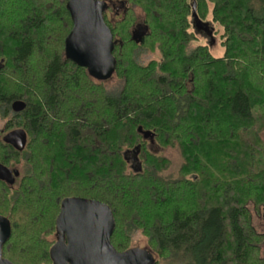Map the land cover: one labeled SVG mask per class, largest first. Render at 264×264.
I'll return each instance as SVG.
<instances>
[{
  "label": "trees",
  "instance_id": "obj_1",
  "mask_svg": "<svg viewBox=\"0 0 264 264\" xmlns=\"http://www.w3.org/2000/svg\"><path fill=\"white\" fill-rule=\"evenodd\" d=\"M26 1L0 0V162L20 171L14 185L0 179V215L12 224L3 256L53 264L61 203L81 196L110 206L119 251L141 229L156 264H264L249 208L264 207V0H117L130 5L117 25L105 14L117 93L67 58L68 0H30L18 13ZM194 2L202 21L222 25L224 56L191 47ZM131 6L145 14L140 43ZM146 44L161 57L143 65ZM15 100L26 107L15 111ZM17 128L23 149L4 140ZM152 139L180 147L178 177L162 174L170 161Z\"/></svg>",
  "mask_w": 264,
  "mask_h": 264
},
{
  "label": "water",
  "instance_id": "obj_2",
  "mask_svg": "<svg viewBox=\"0 0 264 264\" xmlns=\"http://www.w3.org/2000/svg\"><path fill=\"white\" fill-rule=\"evenodd\" d=\"M111 1L68 0L67 8L72 28L65 38V54L68 59L85 67L98 81H107L115 73L117 60L114 55L116 41L107 24L104 13ZM193 17L202 24L193 4ZM145 33L134 32L140 43ZM15 111L26 107L22 100L12 104ZM4 140L23 149L27 133L17 128L6 133ZM20 171L0 162V179L13 184ZM57 241L51 248L53 264H156L154 253L143 248L117 250L111 242L115 229L112 209L105 202L88 197L71 196L63 199L56 220ZM12 235L8 217L0 215V264H15L3 256V247Z\"/></svg>",
  "mask_w": 264,
  "mask_h": 264
},
{
  "label": "rangeland",
  "instance_id": "obj_3",
  "mask_svg": "<svg viewBox=\"0 0 264 264\" xmlns=\"http://www.w3.org/2000/svg\"><path fill=\"white\" fill-rule=\"evenodd\" d=\"M108 1H112V3L117 4V7H119L120 13L123 15L124 7H122V5L119 1H117V0H108ZM16 3H17V1H16ZM30 4L36 5L35 3H32L30 0L26 1V2H22L21 6H23V7H21V11L19 9V6H17V8L19 10L18 13H24L23 8L29 6ZM110 5H111V3H110ZM126 5H127L126 6L127 8H128V6L130 7V5H128V4H126ZM131 7H132L131 8L132 11L135 13L136 21L133 22V24L129 25L128 31H131V34H132L133 33L132 31L138 29V30H136L137 32L142 33V31H144L143 33H145L147 31V27H146L145 22H144L145 14H144L143 10L138 6H134V7L131 6ZM12 9H13V7H10V10H8V11L10 12ZM106 15H107L108 19L113 24L117 22L116 25L122 20V18H121L122 15L116 17L115 12H112L111 8L107 11ZM8 26H9V24H8ZM48 27L51 30V28H50L51 24ZM8 29H10V27H8ZM193 29L196 32L197 38L192 41L191 47H196L199 44H206L209 46L210 51L212 52V54L214 56H216V57L224 56V53H225V46L223 44V41L225 39L223 36L224 29H223L222 25L213 21L212 16L210 14L208 15V17L205 21H202V24H197L194 21ZM145 47H147V44L144 47H142L143 48L142 50H140V51L138 50V53H137L138 62L140 64L145 65L152 59H156V60L160 59L161 55H160V52L158 49L151 50V49H148ZM35 59H37V58H35ZM0 61H1V59H0ZM33 65H35V64H33ZM105 85L111 93H117L121 90V88L123 86V80H122V78L114 75L113 78H111L107 82H105ZM5 121H6L5 119L0 118V128H2L4 126ZM11 130H13V129H11ZM11 130H9V131H11ZM262 137L264 139V130L262 133ZM148 143H149L148 146L157 155L164 156V157L168 158L170 161L169 167L162 174L165 176L178 177L179 176V169L184 162V158H183L180 147L178 145L163 146L159 142L155 143L153 141V139L151 142L149 141ZM259 166L260 167L264 166V158H263V160H261L259 162ZM249 208H250L251 213H252V220H253L254 227L257 229L258 232L264 234V207L260 206L259 208H257L253 203H250ZM129 235H130L129 249H131V248H143V249H147V250L152 252V250H151L152 247L150 246L148 237L143 233V231L141 229H133L132 231H130ZM48 238L50 240H53V239L56 240V235L51 234ZM262 253L264 254V243L262 244ZM154 256L156 257V259L159 260V256L156 253H154ZM160 262H161V264H168L163 259H160Z\"/></svg>",
  "mask_w": 264,
  "mask_h": 264
},
{
  "label": "flooded vegetation",
  "instance_id": "obj_4",
  "mask_svg": "<svg viewBox=\"0 0 264 264\" xmlns=\"http://www.w3.org/2000/svg\"><path fill=\"white\" fill-rule=\"evenodd\" d=\"M111 3V5L109 4V7L106 9V11H105V13H104V16H105V14L107 13V11L111 8V10H112V12H115V15H116V17L117 16H121L122 14L120 13V11H119V7H117V4H115V3H112V1L110 2ZM121 3V5H122V7H124V11H123V14L126 12V10H127V7H126V3L125 2H120ZM140 28V27H139ZM136 30H138V29H136ZM136 30H134V31H132L133 33L136 31ZM137 32V31H136ZM142 32H144V31H142ZM132 33V34H133ZM131 159H133V160H136V157H135V155H133V156H131ZM18 178V177H17ZM17 178H16V180H17ZM16 180H15V182H16ZM15 182L13 183V184H10V185H14L15 184Z\"/></svg>",
  "mask_w": 264,
  "mask_h": 264
}]
</instances>
